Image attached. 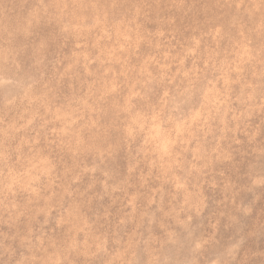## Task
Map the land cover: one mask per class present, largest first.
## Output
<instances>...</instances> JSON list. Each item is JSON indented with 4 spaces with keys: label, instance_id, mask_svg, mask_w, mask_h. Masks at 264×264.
Segmentation results:
<instances>
[{
    "label": "rangeland",
    "instance_id": "rangeland-1",
    "mask_svg": "<svg viewBox=\"0 0 264 264\" xmlns=\"http://www.w3.org/2000/svg\"><path fill=\"white\" fill-rule=\"evenodd\" d=\"M264 264V0H0V264Z\"/></svg>",
    "mask_w": 264,
    "mask_h": 264
},
{
    "label": "clouds",
    "instance_id": "clouds-1",
    "mask_svg": "<svg viewBox=\"0 0 264 264\" xmlns=\"http://www.w3.org/2000/svg\"><path fill=\"white\" fill-rule=\"evenodd\" d=\"M18 264H25V262L24 261H20V262H18Z\"/></svg>",
    "mask_w": 264,
    "mask_h": 264
}]
</instances>
